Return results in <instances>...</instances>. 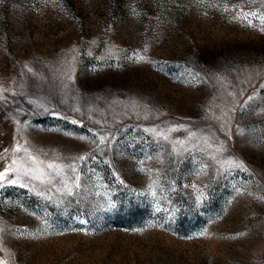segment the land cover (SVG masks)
<instances>
[{"label":"rangeland","instance_id":"rangeland-1","mask_svg":"<svg viewBox=\"0 0 264 264\" xmlns=\"http://www.w3.org/2000/svg\"><path fill=\"white\" fill-rule=\"evenodd\" d=\"M5 172L3 264H264V0H0Z\"/></svg>","mask_w":264,"mask_h":264},{"label":"snow or ice","instance_id":"snow-or-ice-1","mask_svg":"<svg viewBox=\"0 0 264 264\" xmlns=\"http://www.w3.org/2000/svg\"><path fill=\"white\" fill-rule=\"evenodd\" d=\"M140 59H143V57H141ZM81 159H83V158H81ZM13 163H15V161H14ZM49 167H52V165H49ZM6 174H7L6 172H5V173H0V180H4ZM37 178H39V177H37ZM10 182H11V183H15L14 180H12V181H10ZM0 264H3V262H0Z\"/></svg>","mask_w":264,"mask_h":264}]
</instances>
